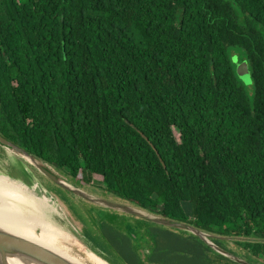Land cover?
Segmentation results:
<instances>
[{
    "label": "trees",
    "instance_id": "1",
    "mask_svg": "<svg viewBox=\"0 0 264 264\" xmlns=\"http://www.w3.org/2000/svg\"><path fill=\"white\" fill-rule=\"evenodd\" d=\"M0 134L264 264V0H0ZM53 192L124 264H238L146 221L143 260L115 217L91 225L111 212Z\"/></svg>",
    "mask_w": 264,
    "mask_h": 264
},
{
    "label": "water",
    "instance_id": "2",
    "mask_svg": "<svg viewBox=\"0 0 264 264\" xmlns=\"http://www.w3.org/2000/svg\"><path fill=\"white\" fill-rule=\"evenodd\" d=\"M234 61L236 62V60ZM236 74L242 82H245L246 84H251V75L246 62H242L236 67ZM0 148L5 150L6 152L12 153L19 159L20 158L29 159L30 162L32 163L31 165L33 166L32 169L35 170V172L37 171V174H39L40 177H42L46 182H48L52 186L51 187L48 185L47 191H44V193L45 194L51 193V195H53L57 200L58 199L60 200V198L56 196V194L53 192V189L55 190L58 188L66 192L72 198H75V195H78L79 197H83V199L81 200L84 201L86 200L93 205H97L99 208L103 210L129 215L159 227L176 230L178 232H183L192 235L200 239L203 243H205L213 251L220 254L221 256H224L238 264H249L243 259L236 257L232 254H229L228 252L216 246L212 240L218 237H215L201 230H198L197 228L191 225L165 219L163 217L148 213L124 201L123 202L128 205L108 202L101 198L93 199L90 195H87L86 193L84 194V192H82L78 187L70 183L67 179L65 180V178L61 174L56 172L52 167L42 162L41 160L37 159L29 152L18 147L17 145L6 139L1 134H0ZM33 177L34 176H32V179H34ZM28 185H32V184H28ZM19 195L24 197V195H22L21 193H19ZM51 199L53 198L51 197ZM73 219L75 220L76 223L78 222L74 216ZM49 221H51V218ZM58 224L60 223L58 222ZM82 228H81V234L79 233L77 235L76 233H74L75 234L74 235L72 233H69V235H71L73 237V240L76 242V245H72L69 240L64 241L59 238H56V246L58 247V249L62 251L64 250L69 258L74 259L76 261L78 260L77 262L71 261L65 257H62L60 254H58L53 250L47 249L43 246L28 241L17 235L11 234L5 231L4 229L0 228V264H12L15 260L21 261V262L19 261L17 264H89V263H84L83 261L87 259L86 255H89V253L94 254L96 257L102 259L107 264L116 263L115 260H113L112 255L107 254L99 247L93 245L92 241H90V239H88L84 234L85 228L83 225ZM55 229H57V227ZM58 229L62 230V228H58ZM36 234L37 235L40 234L39 230H36ZM226 240H230V239L227 238ZM144 253L146 255L148 254V252L145 251Z\"/></svg>",
    "mask_w": 264,
    "mask_h": 264
},
{
    "label": "bare ground",
    "instance_id": "3",
    "mask_svg": "<svg viewBox=\"0 0 264 264\" xmlns=\"http://www.w3.org/2000/svg\"><path fill=\"white\" fill-rule=\"evenodd\" d=\"M7 153V159L4 163L6 165H11L16 171L20 172L23 177L22 179H31L33 173L32 163L29 159H19L15 155L10 152ZM23 166L25 169H23ZM9 174V175H8ZM7 176L0 175V228L4 229L5 231L22 237L28 241L34 242L40 246H43L47 249L53 250L60 254L62 257H65L71 261L77 262L74 259L69 258L66 255V252L63 250L58 249L57 246L51 244H42V241L39 240V237L43 232V227L39 224L34 227L33 222L28 217L25 207L23 205H28L35 211V214L38 216L39 219L44 220L47 222L52 228L53 232L56 234L58 233L57 238L61 240H69L72 245H76V242L73 240V237L69 235L68 232H65V227L62 228L64 230L55 229L56 227L61 228L62 223H67L64 216L61 214L50 213L46 208V202L40 201V195H36L33 193L28 192L24 186L17 185L11 182V179L16 178L12 173H8ZM17 181V180H16ZM27 183V184H26ZM24 182V185L31 186L30 188L36 192V183L32 185H28L29 182ZM31 189V190H32ZM43 191V190H42ZM24 195V197L20 196L19 193ZM69 200V199H68ZM46 204V205H45ZM51 218V221H49ZM58 222L60 224H58ZM36 230H39L40 234L37 236ZM74 231V230H73ZM77 235L78 233L74 231ZM72 234H74L72 232ZM75 235V234H74ZM62 253H61V252ZM65 253V254H64ZM87 259L83 260L84 263L89 264H107L102 259L96 257L94 254L89 253L86 255ZM114 257V256H113ZM117 260V259H116ZM20 260H15L12 264H17ZM21 262V261H20ZM80 262V261H79ZM122 264V263H121Z\"/></svg>",
    "mask_w": 264,
    "mask_h": 264
},
{
    "label": "rangeland",
    "instance_id": "4",
    "mask_svg": "<svg viewBox=\"0 0 264 264\" xmlns=\"http://www.w3.org/2000/svg\"><path fill=\"white\" fill-rule=\"evenodd\" d=\"M246 86H250V84H246L245 82H243ZM9 159L7 158V153L5 150H3L2 148H0V175L2 176H7V174L10 172L12 173L16 178H10L11 182L20 185V186H24L25 189L28 190V192L36 194V195H40V201H44L46 202V209L50 212V213H55V214H61L62 216L65 217L66 219V224L62 223L61 228L65 227V232L68 233H75L74 231H76L78 234H81V228L83 224V221L78 220L77 217H75L73 215L72 212H70V209L68 207L67 204L62 203L59 199L57 200L53 195H51V193L49 194H45L44 191H47V186H51L48 182H46L42 177L39 176V174H37V171L33 173L32 176H34V179H22L21 177H23L20 172L16 171L14 168L11 167V165H6L4 162ZM23 169H25V167L23 166ZM34 171V170H33ZM9 175V174H8ZM64 177V176H63ZM26 178V177H23ZM65 180L67 179L66 177H64ZM17 180V181H16ZM70 183H72L73 185H75L76 187H78L82 192H84V194L86 193L87 195H90L93 199L95 198H101L104 199L108 202H114V203H119V204H126L123 201L110 196V195H104L101 190L99 189V187L96 184H92V185H86L84 183H76V182H72L69 179H67ZM29 182V184H33L36 183V192L33 191L32 188H30L31 186H25L24 182L26 183ZM27 184V183H26ZM32 185V186H33ZM52 187V186H51ZM32 189V190H31ZM43 190V191H42ZM51 197L53 199H51ZM83 199V197H79L78 195H75V198H71V203L74 207H76L77 212L83 214V216H85L86 220H90V218L88 217V212L89 209H95V210H99L101 208H99L97 205H93L88 201H84L81 200ZM128 205V204H126ZM25 207V211L28 215V217L30 218V220L33 222L34 227H36L37 224L41 225L43 227V232L39 237V240L42 241V244H51V245H55L56 246V238L58 236V233L56 232V234L53 232V228L44 220H41L38 218V216L35 214V211L30 208L28 205H23ZM130 206V205H129ZM103 210V209H102ZM100 211V210H99ZM107 211V210H105ZM111 212V214L107 215L104 212H99L98 217H99V221H91V225L95 227V225H97V223H99L101 220L100 218L102 216H113L115 217V221L114 224H116V227L120 230L123 231V229H128L131 228L133 229V227L135 228H139V226H144V230H146V228H149V226L147 224H145L144 222H142V220L134 218L132 216L129 215H124L121 213H117V212H113V211H109ZM114 213V214H112ZM73 216L75 217V219L78 221L77 223L75 222V220L73 219ZM80 223V224H79ZM126 226V228H125ZM85 228V226H84ZM93 228V227H92ZM58 229V227H57ZM83 229V228H82ZM93 232H96V228H93ZM74 230V231H73ZM137 231V230H136ZM129 232V231H128ZM138 232V231H137ZM38 233V232H37ZM84 234L86 235V237L88 239H91L93 234L91 231V228H85L84 229ZM136 235H138V233H136ZM80 236V235H79ZM230 241V240H228ZM137 245V244H136ZM139 246V245H137ZM230 248L233 251H239L236 250V248H233L232 246H230ZM138 251L144 250L145 252H147V245L145 243H141L139 247H137ZM146 255V254H144ZM117 259V260H116ZM113 260H115V262L117 264H124V262L122 261L121 258L114 256Z\"/></svg>",
    "mask_w": 264,
    "mask_h": 264
},
{
    "label": "flooded vegetation",
    "instance_id": "5",
    "mask_svg": "<svg viewBox=\"0 0 264 264\" xmlns=\"http://www.w3.org/2000/svg\"><path fill=\"white\" fill-rule=\"evenodd\" d=\"M129 230H130V232L138 233V235L134 234V235H136L135 242H136L137 245L140 246V244L143 242V243H145L147 245V247L149 246L147 241L144 240V238L147 239V236H146V233H145V230H144V226L141 225V226H139V228L133 227V229L129 228ZM131 235H132V233H131ZM139 253H140L141 257L143 258V260H146V258H147L146 256L147 255H144L145 254L144 250H141Z\"/></svg>",
    "mask_w": 264,
    "mask_h": 264
},
{
    "label": "crops",
    "instance_id": "6",
    "mask_svg": "<svg viewBox=\"0 0 264 264\" xmlns=\"http://www.w3.org/2000/svg\"><path fill=\"white\" fill-rule=\"evenodd\" d=\"M148 252V251H147Z\"/></svg>",
    "mask_w": 264,
    "mask_h": 264
}]
</instances>
